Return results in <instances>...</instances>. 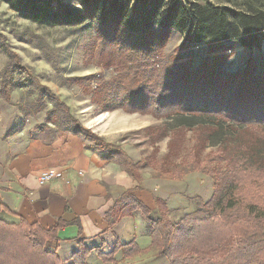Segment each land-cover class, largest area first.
<instances>
[{
    "label": "trees",
    "instance_id": "16d2710c",
    "mask_svg": "<svg viewBox=\"0 0 264 264\" xmlns=\"http://www.w3.org/2000/svg\"><path fill=\"white\" fill-rule=\"evenodd\" d=\"M128 2L121 0L114 9L111 1L97 29L98 53L116 74L101 80L91 99L102 111L121 109L172 120L173 127H146L152 140L169 138L166 154L154 165L153 156L133 162L125 152L113 149L112 144L84 127L59 101L56 108L46 112L44 123L36 130L53 122L63 131L83 135L107 149L106 156L123 164L130 175L153 165L171 177L184 173L172 164L180 155L186 131L191 130L196 144L190 157L198 164L205 163L199 168L213 180V192L207 201L196 198L197 208L177 224L170 223L165 213L152 217L131 196L118 202L128 201L141 210L152 228V245L169 264H264V73L257 72L252 61L229 72L225 69L226 57L209 54L224 43L236 41L248 49L259 47L264 41V11L193 3L186 11L191 27L189 45L183 43L174 55L162 58L170 26L165 23L160 31L151 29L146 20V2L136 6L139 21L135 36L122 41L118 27ZM49 10L47 14L34 11L48 20L39 15L33 18L49 25L64 22L61 14ZM116 21L118 24H114ZM125 28L131 29L127 24ZM194 44H204L208 49L197 63L193 62ZM13 70L8 63L0 79V94L5 100H9L13 86ZM41 88L57 100L49 89ZM37 99L40 103L34 111L46 106L41 96ZM223 124L233 136L198 160L202 143L215 136ZM64 224L59 220L55 227L44 229L24 219L17 224L0 219V264H59L49 243ZM132 249L133 253L139 251ZM86 255L87 249L82 246L73 255L74 264H86Z\"/></svg>",
    "mask_w": 264,
    "mask_h": 264
},
{
    "label": "rangeland",
    "instance_id": "374dc122",
    "mask_svg": "<svg viewBox=\"0 0 264 264\" xmlns=\"http://www.w3.org/2000/svg\"><path fill=\"white\" fill-rule=\"evenodd\" d=\"M111 1L114 9L121 4V0H0V79L8 63L14 68L9 100L3 99L0 94V120L14 119L17 124L30 121L32 125H41L46 119V112L56 108L59 101L84 127L112 144L113 149L124 152L122 148H125L135 152L141 155L140 160L153 156L151 164L154 165L166 154L169 138L152 140L146 127L156 128L163 124L173 127L172 120L156 119L150 114L127 113L121 109L103 113L106 111L97 109L91 99L98 83L116 74L114 67L108 66L98 53L97 29ZM143 2L147 4L146 20L148 25H152L151 29L160 31V25L165 23L170 26L168 40L161 50L162 58L174 55L183 43L189 45L191 27L188 26L186 11L193 3H209L236 11H264V0H129L122 12L121 25H117L122 41L129 35L135 36L134 30L139 21L136 6ZM50 8L61 14L64 22L49 25L33 18L38 15L43 18ZM36 9L44 14L35 15ZM125 24L131 29L124 30ZM193 51L196 54L194 63L208 53L204 44H194ZM209 54L226 57L225 69L229 72L252 61L256 71L264 73V41L259 47L250 49L237 41L224 43ZM41 87L49 89L57 100L51 99ZM39 96L46 106L34 111L35 105L40 103ZM95 117H100V120L93 123ZM232 134L233 131L223 124L215 136L202 143L197 159L202 161L206 153L216 149ZM195 144L193 132L187 130L180 155L173 159L176 164L172 166H180L184 175L188 174L194 182L202 181L195 194L200 193L201 198L206 199L213 192V180L199 168L205 163L198 164L190 157ZM153 165L148 168L154 169ZM198 182L196 184H200Z\"/></svg>",
    "mask_w": 264,
    "mask_h": 264
},
{
    "label": "crops",
    "instance_id": "0c3cea01",
    "mask_svg": "<svg viewBox=\"0 0 264 264\" xmlns=\"http://www.w3.org/2000/svg\"><path fill=\"white\" fill-rule=\"evenodd\" d=\"M16 122L0 120L1 220L17 224L24 219L44 229L65 222L49 243L59 264H74L73 255L82 246L86 264H169L152 245V228L141 210L118 201L131 196L152 217L165 213L177 224L197 208L196 198L202 196L195 193L202 181L184 173L167 176L151 167L130 175L90 138L51 123L36 130L39 123ZM122 149L133 162L140 160L141 155ZM47 169L61 170L70 183L39 185L37 176ZM133 247L139 251L133 253Z\"/></svg>",
    "mask_w": 264,
    "mask_h": 264
},
{
    "label": "built area",
    "instance_id": "2783aa9c",
    "mask_svg": "<svg viewBox=\"0 0 264 264\" xmlns=\"http://www.w3.org/2000/svg\"><path fill=\"white\" fill-rule=\"evenodd\" d=\"M54 180H59L64 184H69L70 181L64 176L63 172L58 169H47L40 172L37 176V182L39 185H46Z\"/></svg>",
    "mask_w": 264,
    "mask_h": 264
},
{
    "label": "bare ground",
    "instance_id": "6f19581e",
    "mask_svg": "<svg viewBox=\"0 0 264 264\" xmlns=\"http://www.w3.org/2000/svg\"><path fill=\"white\" fill-rule=\"evenodd\" d=\"M103 113H107V111L106 112H103ZM102 115H104V114H102Z\"/></svg>",
    "mask_w": 264,
    "mask_h": 264
}]
</instances>
